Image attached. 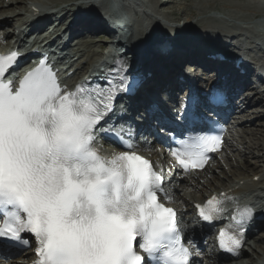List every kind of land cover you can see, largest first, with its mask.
Wrapping results in <instances>:
<instances>
[{
  "label": "snow or ice",
  "instance_id": "obj_1",
  "mask_svg": "<svg viewBox=\"0 0 264 264\" xmlns=\"http://www.w3.org/2000/svg\"><path fill=\"white\" fill-rule=\"evenodd\" d=\"M17 59V51L0 56V244L28 245L27 232L37 242L38 264H191L176 212L161 202L162 172L132 143L108 161L95 148L116 96L138 86L128 81L125 61L109 70L116 78L106 79L107 87L88 82L69 90L46 57L16 87L6 72ZM220 99L209 95V110ZM194 119L186 117L191 140L172 152L185 171L202 170L221 143L195 130ZM221 203L212 196L196 205L201 220L212 222ZM252 215L246 208L234 217V234L221 229V249L238 254Z\"/></svg>",
  "mask_w": 264,
  "mask_h": 264
},
{
  "label": "rangeland",
  "instance_id": "obj_2",
  "mask_svg": "<svg viewBox=\"0 0 264 264\" xmlns=\"http://www.w3.org/2000/svg\"><path fill=\"white\" fill-rule=\"evenodd\" d=\"M151 7H154V4L159 1L161 6L164 5L165 8L160 9V13L162 14V19L170 24H179L185 25V29L179 30V36L181 37L180 41H203V35L205 30L202 29V26L205 25H216V26H224L227 30L230 31L233 35L236 36L229 45H222L221 49L223 51L235 52L237 51L235 47L241 45L240 40H244L245 37L239 35L241 34L239 31L238 24L241 23L243 26H250L249 24L253 21L255 17L256 19H261L264 17V0H146ZM32 2H38L41 4H45L49 6V11H54V5L57 3V7L59 9L62 7H66L67 9L62 15V17L68 19L70 15L68 14L74 10L72 4L78 3V0H3V3H0V39L3 36L11 35L15 28L21 22H29L27 16L29 14L28 7ZM144 2V1H143ZM147 2H144L147 4ZM162 2V3H161ZM73 7V8H71ZM64 10V9H63ZM70 10V11H69ZM42 12V11H39ZM91 14H95V12H89ZM67 16H66V15ZM80 13H76L79 15ZM251 15V17H250ZM252 15H255L252 17ZM33 16V15H32ZM216 17L223 16L227 18L226 20H219ZM243 17L244 18H239ZM250 17V19L248 18ZM252 18V19H251ZM229 20V21H228ZM251 20V21H250ZM2 22V23H1ZM49 23L47 26H50ZM65 26V24H63ZM97 30V29H96ZM168 30V29H167ZM91 34L83 36V49L88 52L90 58H97L96 52H98L100 46L105 45L104 36L100 33H95V30ZM139 32L138 34H140ZM141 37V35H140ZM179 41V42H180ZM184 41V42H185ZM223 42V41H222ZM181 43V42H180ZM195 45V44H192ZM197 45V44H196ZM247 59L250 60L253 57L258 58L261 57L264 53L260 52L258 48L254 45L245 43ZM147 44L143 46L139 45L137 48L142 50H146ZM211 65V66H210ZM210 71L216 70V65L214 63L209 62L206 65ZM207 71V70H206ZM210 71H207L209 73ZM206 77L203 75L201 78ZM201 78L198 77L197 81L201 83ZM253 78H251V82L253 83ZM203 80V79H202ZM253 84H249L251 86ZM257 88L251 91H247L248 94H244V97H247L244 100V107L246 108V114L244 116H239L236 121V134H232L229 137V140L226 144V149L224 153L220 156L217 161L212 163L211 167L214 169V172H206L204 175V180H212V185L209 188H205L203 185L199 187H191L189 184L186 187H182L179 191V194L183 196L188 202L192 203L198 198L197 195L202 193L203 189H206L208 193H205L204 197L207 198L210 194V190L214 188H218L222 186V184H228L229 182L236 180V177H240L244 179L242 182H250L251 179L248 177L253 175V171L258 169L264 175V159H257V154L260 151V144L264 140V116L260 117L258 115L259 112H263L264 114V83L263 86L256 85ZM251 93V94H249ZM165 94H160L163 96ZM178 99H181L182 94L180 91H176V95H174ZM243 104V103H242ZM262 104V105H261ZM239 115V114H238ZM254 152V153H253ZM260 156H264V152H259ZM246 159V160H245ZM251 163L250 165L247 164ZM220 164V168L217 166ZM255 167V168H254ZM217 168V169H216ZM247 168H249L247 170ZM255 169V170H254ZM263 170V171H262ZM250 172V173H249ZM241 175V176H240ZM236 176V177H235ZM206 177V178H205ZM247 178V179H246ZM217 179V180H216ZM229 180V181H228ZM231 180V181H230ZM203 182V180H202ZM203 184V183H202ZM215 185V187H214ZM184 188V189H183ZM186 188V189H185ZM202 188V190H201ZM213 188V189H212ZM191 190V191H190ZM201 190V191H200ZM196 193V194H195ZM207 196V197H206ZM196 199H195V198ZM255 237L264 236V231H258L255 233ZM251 241V242H250ZM248 244L245 246V250L247 252L245 261L242 264H249L250 262H256L257 256L264 258V253L257 249L258 251L253 252L254 244L252 240H250ZM206 244L202 248L203 252H207L211 249L210 244L206 239ZM255 257V258H254ZM249 261V262H248ZM220 262V263H219ZM230 261H225L220 259L218 262L213 263V261L205 260L201 261L198 264H230ZM4 264V263H2ZM258 264V262H257Z\"/></svg>",
  "mask_w": 264,
  "mask_h": 264
},
{
  "label": "bare ground",
  "instance_id": "obj_3",
  "mask_svg": "<svg viewBox=\"0 0 264 264\" xmlns=\"http://www.w3.org/2000/svg\"><path fill=\"white\" fill-rule=\"evenodd\" d=\"M60 1V0H59ZM130 3H132V2H139L138 0H128ZM141 1V0H140ZM0 3H3V0H0ZM140 3V5L139 6H144L145 5V3L143 2V1H141V2H139ZM142 4V5H141ZM47 5H48V3H47ZM54 6H57V3H55V5ZM147 6H149V5H147ZM159 7H160V9L162 8H165V6L164 5H162L161 6V4H160V2L159 1H157L155 4H154V9H159ZM71 8H73V7H71ZM67 9H61L57 14L60 16L61 14H63L65 11H66ZM70 11V10H69ZM71 11H72V9H71ZM31 14L33 15V17H36V18H39L41 15H43V12H38V13H36L35 11H32L31 12ZM81 14V13H80ZM66 15V14H65ZM68 15V14H67ZM66 15V16H67ZM91 15H95V14H91ZM73 16V15H72ZM253 16H255V15H252V17ZM250 17H251V15H250ZM250 17L248 18V19H250ZM73 18V17H72ZM96 17L94 16H92V21L91 20H81V21H83L84 23H83V26H87L88 27V29H89V31H91V30H96V29H101L100 28V26H99V23H94V21H96V19H95ZM239 18H244V16L243 17H240L239 16ZM257 17H255L253 20H255ZM64 19H65V16H64ZM245 19V18H244ZM252 19V18H251ZM79 21V15H75V18H73V19H71L70 21H69V24L71 25V27L73 26L72 24H74V23H76V22H78ZM80 21V22H81ZM251 21V20H250ZM260 21L261 22H263L264 23V17L263 18H261L260 19ZM41 22V21H40ZM2 23V22H1ZM50 26H51V24H50ZM63 26V25H62ZM185 29V28H184ZM147 31H148V33L147 34H140L141 35V37H143L142 38V40H144V43L142 42V44H143V46L145 45V44H147V46L146 47H148L149 48V43H150V41H151V39H152V37H154V35H152V33H153V30H154V28H147L146 29ZM167 30V29H166ZM171 28H169L168 27V31H169V33H172L171 32ZM68 31L71 33V34H74V33H76L77 32V30H76V28L75 27H73V28H71V29H68ZM181 31V30H180ZM241 31H243V30H241ZM184 35V34H183ZM182 35V36H183ZM231 35H232V33H229V36H226L225 38L224 37H220V36H218V35H216L215 34V36H210V35H208L207 33H205L204 34V36H206V37H203L202 39H203V41H195V42H193V41H190V39L188 40V41H181V43L180 42H178V46L176 47L177 49H175V51L174 52H170L168 55H162L161 53H158V54H156V55H154L153 56V58H152V60H151V63H150V65H144L142 68V71L144 72V73H151L152 74V78H150V82H148L149 84H151V87H155V88H157V87H164V86H168V85H171V86H175V88L177 87V82H176V85H175V83H174V78L176 77V76H178L177 75V73H178V71H182V68H180V65L182 64L180 61L181 60H184V61H190L191 63H193V64H198V65H204V66H206V65H208L209 63H208V60L207 59H205V58H203L202 56H201V54L200 53H195V49H191V46H192V44H199L198 45V48H200L201 49V51L203 52H201L202 53V55L203 56H205L204 55V53H207V55H211L212 57L213 56H215V57H221V55H223V54H221V52L219 51V52H216L215 50H214V45L211 43V42H209L208 40H210V38H213L212 40H214V39H222L223 41L224 40H228L230 37H231ZM181 36V37H182ZM6 35L5 36H3V38L1 39V43H4L5 42V39H6ZM220 37V38H219ZM177 41H179L178 39H176ZM197 42V43H196ZM214 44H216V41L214 40ZM2 46L3 45H0V51H3V49H2ZM101 48H103V46H100ZM145 47V48H146ZM221 47V46H220ZM137 48V47H136ZM83 50H85V49H83ZM141 50V49H140ZM86 52V51H85ZM216 53H220L219 55H216ZM238 55V53H235V54H231V58H235V56H237ZM129 59V58H128ZM251 59V58H250ZM130 60V59H129ZM211 66V65H210ZM130 67H132V66H130ZM102 72H105V71H102ZM233 74H234V72H232ZM174 74V75H173ZM234 77H236V75H233ZM233 76H232V78H233ZM243 78H246V77H243ZM238 79H234V81H237ZM145 80H143V82H144ZM225 86H226V84H225ZM227 86H229V85H227ZM237 85H230V87H233L232 89H234L235 87H236ZM154 89V88H153ZM148 94H149V90H148ZM157 93L155 92V95H156ZM152 96H154V95H152ZM244 105V104H243ZM262 105V104H261ZM246 110V108L244 107V108H242V111H240L238 114L241 116H244L243 114L246 112L245 111ZM246 114V113H245ZM258 115L260 116V117H263L264 116V114H263V112L261 113V112H259L258 113ZM260 146V151L259 152H264V140H263V142H261V144L259 145ZM259 152H258V154H257V159H264V156H260L259 155ZM254 153V152H253ZM246 160V159H245ZM214 163V162H213ZM247 164L248 165H250L251 163H248L247 162ZM252 165V164H251ZM219 168H220V164H218L217 165ZM255 168V167H254ZM217 169V168H216ZM249 168H247V170H248ZM255 170V169H254ZM215 170L214 169H212V168H210V165H208L207 166V168L203 171V172H201V173H195V174H192V175H190L189 177H187V178H183V181L180 183V185H179V187H178V189L179 188H181V187H186V186H188L189 184H191V187H199V186H204L205 188H209L210 189V186L212 185V180L210 179V180H204L203 179V177H204V175H206V172L208 173H212V172H214ZM256 172H254L253 171V175L252 176H250L249 174H248V177L251 179V181L249 182V183H247L246 185H244V186H239L240 185V183H241V181L242 180H244V179H241L240 177H236L235 179L236 180H233V181H231V182H229L228 184H222V186L221 187H219L218 186V188L216 187V188H212L213 190H210L211 192H210V196H212L213 194H215V193H219V194H223V193H229V197H232V196H235V195H237V194H239L240 192H245V191H250V190H252L253 188H255V187H258L259 185H264V175H263V173L260 171V170H258V169H256L255 170ZM263 171V170H262ZM208 173V174H209ZM250 173V172H249ZM241 176V175H240ZM255 177H260V182H258V183H255L254 182V178ZM206 178V177H205ZM247 179V178H246ZM202 180H203V182H202ZM217 180V179H216ZM229 181V180H228ZM203 183V184H202ZM214 187H215V185H214ZM239 188V189H238ZM184 189V188H183ZM186 189V188H185ZM262 189H264V186H262ZM201 190H202V188H201ZM200 190V191H201ZM191 191V190H190ZM205 193H208L207 192V190L206 189H203L202 190V193L201 194H198L197 195V198H198V200L196 199L194 202H198V201H200V200H202V199H204L205 197H204V195H205ZM196 194V193H195ZM175 196H176V198H177V202H178V205H179V207L181 208V209H184V210H186V211H189L192 215H195L196 214V211H195V206H194V204H192L193 203V200H192V203H190V202H188L186 199H184L183 198V196L181 195V194H179L178 192H177V190L175 191ZM207 197V196H206ZM182 218H183V220H184V227L185 228H187V230L189 231V232H193V231H191L190 229H189V227L187 226V221H185V215H183L182 216ZM196 226H197V229L198 230H201V226L199 225V223H198V221L196 220ZM247 240L246 241H248V240H252V242H253V244H254V249H253V252H256V251H258L257 249H260L263 253H264V236H260V237H255V235H252V231H249L248 233H247ZM251 242V241H250ZM32 255V249H28V250H26L24 253H22V254H19V258L18 259H16V260H12V261H8L6 264H23V262H25V259L26 258H29L30 256ZM246 255H247V252H246V250L245 249H242L241 251H240V255H239V257H238V259L236 260V261H233L232 263H230V264H242V262L243 261H245L246 259H248V257H246ZM255 258V257H254ZM205 259L206 260H209L210 262L211 261H213V263H216V262H218L220 259H223V260H225L226 258H224V257H222V256H219L218 254H217V252L215 251V250H213V249H211L206 255H205ZM257 261L258 260H260L261 259V257L259 256H257ZM257 261L256 262H250L249 264H257ZM249 262V261H248ZM195 264H197L198 263V261L196 260L195 262H194ZM220 263V262H219ZM245 264V263H244Z\"/></svg>",
  "mask_w": 264,
  "mask_h": 264
}]
</instances>
